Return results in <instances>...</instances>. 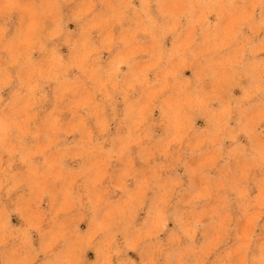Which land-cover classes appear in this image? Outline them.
I'll return each mask as SVG.
<instances>
[{
  "label": "clouds",
  "instance_id": "clouds-1",
  "mask_svg": "<svg viewBox=\"0 0 264 264\" xmlns=\"http://www.w3.org/2000/svg\"><path fill=\"white\" fill-rule=\"evenodd\" d=\"M0 264H264V0H0Z\"/></svg>",
  "mask_w": 264,
  "mask_h": 264
},
{
  "label": "rangeland",
  "instance_id": "rangeland-1",
  "mask_svg": "<svg viewBox=\"0 0 264 264\" xmlns=\"http://www.w3.org/2000/svg\"><path fill=\"white\" fill-rule=\"evenodd\" d=\"M90 255H91V253H90Z\"/></svg>",
  "mask_w": 264,
  "mask_h": 264
}]
</instances>
